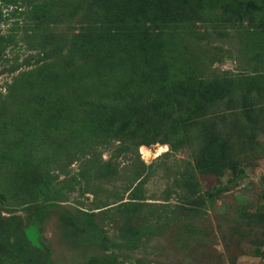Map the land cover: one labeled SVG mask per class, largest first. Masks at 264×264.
Masks as SVG:
<instances>
[{"label": "rangeland", "instance_id": "obj_1", "mask_svg": "<svg viewBox=\"0 0 264 264\" xmlns=\"http://www.w3.org/2000/svg\"><path fill=\"white\" fill-rule=\"evenodd\" d=\"M21 1L52 3V8L33 21L24 2L23 14L0 22V35L13 36L0 51V123L5 113L25 116L32 111L30 99L21 92L9 93L22 75L30 73L25 82L39 80V69L55 63L62 64L63 76L75 65L96 60L99 46H83L80 34L101 24L105 16L97 0ZM254 1L251 8L226 13L219 6L190 10L184 0H176L178 13L151 28L154 42H164L148 51L151 59L125 68L128 61L144 56L132 49L121 55L125 61L118 71L107 69L87 78L86 88L70 92L72 98L107 104V115H95V105L78 112L63 88H53V96L71 107L73 125L61 129L55 122L41 121L40 136L18 149L27 160L21 168L11 157L18 156L17 148L5 150L13 146L17 131L11 125L2 127L0 232L4 237L12 232V240L23 236L33 221L37 227H29L28 233L41 246L27 242L29 253L19 261L31 257L28 264H264V0ZM14 8L0 0L4 17ZM101 45L121 52L115 41ZM100 56L106 57L104 51ZM144 82L176 93L173 104L165 105L164 121L157 120L161 134L175 137L172 144L154 141L137 151L135 139L119 133L128 134L152 116L144 108L150 99L135 98L129 90ZM189 94L200 116L187 127L178 122V131L171 133ZM209 95L214 99H207ZM131 105L140 120L120 121L121 108ZM115 114L116 122L107 127V116ZM219 132L229 141L226 150L232 161L246 172L229 189H219L222 183L230 185L229 174L221 177L199 167L205 144ZM44 177L61 190L45 204L36 188ZM74 216L82 230L74 226ZM93 223L101 236L94 233ZM132 237L135 248L115 251L110 246ZM7 246L1 238L0 253Z\"/></svg>", "mask_w": 264, "mask_h": 264}, {"label": "trees", "instance_id": "obj_2", "mask_svg": "<svg viewBox=\"0 0 264 264\" xmlns=\"http://www.w3.org/2000/svg\"><path fill=\"white\" fill-rule=\"evenodd\" d=\"M175 1L176 0H97V5L102 9L101 11H103L105 16L101 20V24L91 26L88 30L80 34V42L83 46H91V48L99 46L97 48L98 53L95 61L88 62L87 64L84 62L83 64L75 65L63 76H61L59 71V66L62 64L57 65L55 63H49L48 66L45 65L39 69V74L42 75L39 80H29L25 82V79L30 75V73H27L26 75H22L20 81L12 84L9 93L21 92L22 98L30 99L29 106L32 108V111L25 116H14L5 113L4 119L0 123V131L2 127L8 125H11L17 131L16 141L11 143L13 146L8 144L5 149L7 152L8 150L14 152L13 147L17 148L15 151H17L18 156H14V154L11 155L14 159V165L21 168L27 163V160L26 162L24 160L23 152L18 149L20 148V150H23L24 146L32 144L36 136H40L39 127L41 121H45L42 122L45 125L47 122L50 124L55 122L54 125H56V128L68 129L73 125L72 117H74V114L69 116V109L73 106H77L79 112L84 106L95 105L97 107L95 115L101 114L103 116L109 113L111 108H109L107 104H93L90 99L72 98L70 92L73 90L76 91L79 88H86L87 78H95L96 76L102 75L107 69L118 71L119 66L125 61V57L121 55L128 54L132 49L136 48L144 54V56L142 58H135L131 62L128 61L125 68L134 67L138 64H142L145 60L151 59L147 57L148 51L151 52V50L156 47V43L157 45H163L164 43H161V41L154 42L156 38L151 35V28L162 26L168 19L170 20L172 15L178 13L175 8ZM24 2L21 0H4L6 5L14 6L15 8L11 10L10 13H7L5 17L0 14V22L8 18L19 17V15L23 14L22 7ZM184 2L190 10L203 12L206 8L219 6L226 13L251 8L253 2L256 3L254 0H184ZM26 3H28V13L26 14L33 21L38 20L40 16H46L52 8V3L47 2L29 1ZM14 22L18 23L17 21ZM11 40H13V36L10 34L7 36L0 35V51L5 49V41ZM102 41H115V47L121 52L117 51L112 46L103 50L101 45ZM103 51L106 57L100 56ZM109 51H112V53L110 54ZM53 88H63L66 91L68 99L71 100V107L65 106L63 98L53 96ZM214 89L217 88H213V90ZM129 90L135 93V98L141 100L150 99L144 108L150 110L152 116L149 122L141 121L137 129L130 131L128 134L122 131L119 133V136L126 139L134 138L137 151L139 148L141 149V147L149 145L154 141L172 144L175 135L169 137V132L167 133L168 135L165 133L161 134V128L157 120L164 121L163 114L165 105L170 106L173 104L174 96L176 97V93L173 89L152 88L144 82L138 85L136 84L135 88H129ZM215 94L216 96L218 95L217 93ZM207 99H214V97L209 95ZM192 104L193 100L189 94L185 102L186 108L184 107L179 115V117L182 118L173 120L170 130L171 133L178 131L180 127L178 122L182 121L181 126L187 127L193 118L200 116V110L196 108V105L192 107ZM117 109L120 108L118 107ZM133 113H135V106L131 105L121 108V112L118 113V118L120 121H123L125 118L130 119V121L138 120L139 118ZM106 115L104 117H106ZM116 115L117 114L112 115L111 117L107 116L106 119L109 122L106 125L107 127L110 122H116ZM35 118L40 120L33 122ZM93 124L97 125L99 122H94ZM66 139H62L63 146L67 145ZM227 147H229V141L219 132L218 135L212 137L205 144L202 158L199 161V167L202 172L215 171L220 173L221 177L229 174L230 185L222 183L223 186L219 189H229L246 175L245 170L242 167H238L236 162L232 161L229 152L226 150ZM0 160H3V158L0 157ZM36 188L38 189L39 196L44 200V204L48 203L45 201L54 196H58L61 191L57 187L54 188L53 184L46 177L36 182ZM243 198L244 196H238L239 200ZM82 213L85 214L83 211ZM73 224L78 230H82L76 216L73 218ZM31 226L37 227L33 221L29 222L25 227L24 235L13 238L12 240L11 237H9L13 235L12 232L8 231L7 235L9 236L7 237H4L0 232V239L2 238V241L5 240L10 245L7 246L5 252L0 253V264H28L31 262L32 259L30 254L27 255L30 258H26L24 261L18 260L23 253H29L28 249L30 248H28L29 245L27 242H29L31 246L41 248L39 242L35 244L31 241L28 233V228ZM92 229L97 236L102 235L100 227L95 223H93ZM39 235L38 232L36 235L37 239H39ZM136 241L137 240L132 237L125 242H114L110 244V246L113 247L115 251L119 250L116 247L121 248V250L122 248L132 249L136 247Z\"/></svg>", "mask_w": 264, "mask_h": 264}]
</instances>
